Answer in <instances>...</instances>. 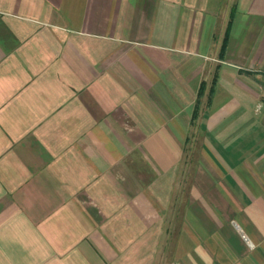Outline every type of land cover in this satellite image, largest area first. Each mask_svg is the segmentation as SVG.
Segmentation results:
<instances>
[{
	"label": "crops",
	"instance_id": "obj_1",
	"mask_svg": "<svg viewBox=\"0 0 264 264\" xmlns=\"http://www.w3.org/2000/svg\"><path fill=\"white\" fill-rule=\"evenodd\" d=\"M261 102L264 0H0V264H264Z\"/></svg>",
	"mask_w": 264,
	"mask_h": 264
},
{
	"label": "built area",
	"instance_id": "obj_2",
	"mask_svg": "<svg viewBox=\"0 0 264 264\" xmlns=\"http://www.w3.org/2000/svg\"><path fill=\"white\" fill-rule=\"evenodd\" d=\"M263 106H264V103H262V102L258 104V108H261Z\"/></svg>",
	"mask_w": 264,
	"mask_h": 264
},
{
	"label": "trees",
	"instance_id": "obj_3",
	"mask_svg": "<svg viewBox=\"0 0 264 264\" xmlns=\"http://www.w3.org/2000/svg\"><path fill=\"white\" fill-rule=\"evenodd\" d=\"M197 107H198V106H196V108H195V112H194V115H196Z\"/></svg>",
	"mask_w": 264,
	"mask_h": 264
}]
</instances>
